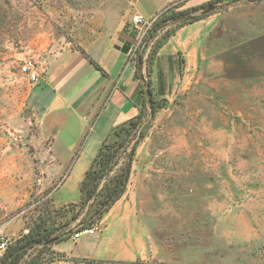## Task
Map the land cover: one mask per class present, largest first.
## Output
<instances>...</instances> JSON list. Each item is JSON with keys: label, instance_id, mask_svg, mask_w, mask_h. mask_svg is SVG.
Here are the masks:
<instances>
[{"label": "rangeland", "instance_id": "374dc122", "mask_svg": "<svg viewBox=\"0 0 264 264\" xmlns=\"http://www.w3.org/2000/svg\"><path fill=\"white\" fill-rule=\"evenodd\" d=\"M209 4L217 6L202 17L207 23L199 51L170 87L155 89L153 98L161 107L151 116L146 103L115 169L137 144L126 190L136 184L147 189L143 208L177 210L187 222L185 239L191 233L192 240L225 245L220 253L226 255L242 245L251 261L264 264V0H0V168L6 167L1 157L17 145L25 148L27 166L37 160L27 139L37 115L31 82L38 83L42 73L36 81L27 80L19 72L23 58L34 57L40 65L38 55L48 54L51 44L80 48L135 13L154 18L153 25L164 13ZM184 18L157 27L149 49ZM171 45L162 50L159 69L175 62ZM145 46L133 50L136 59L141 56L143 77ZM93 143L90 138L63 186L65 171L50 181L48 171L40 172L35 163L34 181L22 200L7 201L0 184V230L11 242L39 219L60 236L96 222L98 204L89 200L81 206L78 183L82 167L95 156ZM51 244L29 248L19 264H49L58 256Z\"/></svg>", "mask_w": 264, "mask_h": 264}, {"label": "crops", "instance_id": "0c3cea01", "mask_svg": "<svg viewBox=\"0 0 264 264\" xmlns=\"http://www.w3.org/2000/svg\"><path fill=\"white\" fill-rule=\"evenodd\" d=\"M205 23L207 20L201 18L178 28L159 49L150 74L153 97L155 89L174 83L182 66L189 67L192 56L200 49ZM105 32L80 48L64 44L58 47L57 42L51 44L48 54L38 55L42 76L38 83L31 82L36 128L27 132L32 156L37 160L27 166L25 148L19 145L1 157L6 160V167L0 168V184L6 187L7 201L25 197L26 188L35 178V164L40 172L48 171L50 181L65 171L59 183L63 186L90 138L96 145V154L112 127L138 114L144 98L141 88L145 87L133 50L138 47L141 31L129 20L120 21L112 31ZM168 44H172L170 56L175 52V62L159 69L156 62ZM179 53L184 56L182 64ZM88 161L78 176L79 185L91 162ZM142 187L136 184L135 190L127 189L111 205L100 220L99 232L76 239L70 235L52 242L51 249L58 256L49 264H256L243 253L242 245L233 249L235 254L228 249L230 254L226 255L220 253L225 245L192 240L191 233L185 239V216L177 210L155 212L143 208L148 193ZM187 240L190 242H184Z\"/></svg>", "mask_w": 264, "mask_h": 264}, {"label": "trees", "instance_id": "16d2710c", "mask_svg": "<svg viewBox=\"0 0 264 264\" xmlns=\"http://www.w3.org/2000/svg\"><path fill=\"white\" fill-rule=\"evenodd\" d=\"M217 1H223L227 4H235L242 0ZM202 8V5L192 6L179 11H171L170 13L166 14L164 13V15H161L154 21V24L149 29L148 34L145 35L146 38H144V42L146 39L147 43L150 37L152 38L154 36V31H156L157 27H163L167 20L185 17L183 20L178 22L175 27L162 33L152 43L151 48L147 53L145 65L147 75L146 82L151 92L152 87L150 74L159 49L166 43L168 38L173 35L178 28L204 17L205 14H194L195 11L201 10ZM145 47L146 46H144V48ZM82 52L84 53V51ZM139 58L141 60V56ZM89 60L95 65V67L99 68V65L92 58H89ZM181 62L182 60L179 59V64ZM136 75L137 77L139 76L138 72ZM141 93L144 94L143 87L141 88ZM151 98L152 101L149 104L150 115L154 116L155 112L161 107V105H159L154 100L153 95ZM145 105L146 102L143 98L142 107H140L137 115L131 117L121 124L112 127L107 136L101 141L95 156L92 158L81 180L79 185L81 193V206H85L89 200L97 202L99 208L95 215L96 222L100 221L111 205L126 192L137 144L134 143L131 146V149L127 153V158L120 167L115 169V165L118 161L120 151L123 148H126L130 141L129 136L139 126L142 118V110ZM75 217L76 216L73 218ZM90 225L92 224L88 223L87 225L82 226ZM56 229V227L47 225L44 219H39L38 221L34 222V224L28 229L27 233L21 235L18 239H15L9 244L5 254L0 259V264H19L20 260L23 258L24 254L29 248L41 244V248L45 249L49 246V244H51H44L45 241L51 238H55V241L68 238L76 230L75 229L64 236H60L59 233H56Z\"/></svg>", "mask_w": 264, "mask_h": 264}, {"label": "built area", "instance_id": "2783aa9c", "mask_svg": "<svg viewBox=\"0 0 264 264\" xmlns=\"http://www.w3.org/2000/svg\"><path fill=\"white\" fill-rule=\"evenodd\" d=\"M154 18L151 20L145 19L142 15L140 14H133L131 16V22L133 25L137 27L144 26L145 31L141 32V37L139 38L138 45H141L142 48H144L145 44L147 45V50H149L150 47V39L148 42H142L144 40V36L147 34L146 31H149L151 28L152 22ZM149 28V29H148ZM147 53V52H146ZM42 65L34 58L31 56L23 58L22 62L20 63V69L19 72L22 76L26 77L27 80L29 81H36L39 75V72L42 70ZM101 229V223L100 221L95 222L94 224L90 226H79L76 228V230L71 234L73 239L78 238L82 234H94L96 232H99ZM25 233L28 232V229L24 230ZM11 243V239L5 235L1 230H0V259L3 257L5 254L9 244Z\"/></svg>", "mask_w": 264, "mask_h": 264}, {"label": "water", "instance_id": "95a60500", "mask_svg": "<svg viewBox=\"0 0 264 264\" xmlns=\"http://www.w3.org/2000/svg\"><path fill=\"white\" fill-rule=\"evenodd\" d=\"M216 6H217V4H209V5L206 6L205 8L201 9V10H200V13H201V14H206V13L212 11L213 9H215ZM138 63H139V71H140V70H141V66H140V65H141V64H140L141 61H140V59L138 60ZM140 79H141V81H142V83H143V85H144V87H145V90H144V99H145V102H146L147 104H150L151 101H152V98H151V96H152V92H151L150 89H149V86H148V84H147V82H146L145 77L141 76ZM54 241H55V238H51V239L45 241L44 244H49V243H52V242H54Z\"/></svg>", "mask_w": 264, "mask_h": 264}]
</instances>
